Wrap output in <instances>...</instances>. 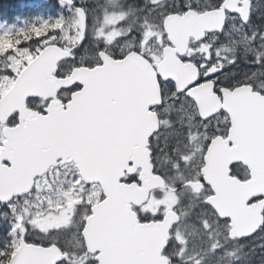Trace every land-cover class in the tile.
<instances>
[{
  "label": "water",
  "instance_id": "95a60500",
  "mask_svg": "<svg viewBox=\"0 0 264 264\" xmlns=\"http://www.w3.org/2000/svg\"><path fill=\"white\" fill-rule=\"evenodd\" d=\"M228 4L241 6L245 15L250 12L249 0H228ZM76 7L78 6L73 7V11L77 21L78 38L74 48L79 44L86 14L85 11L77 12ZM225 21L226 18L219 13L196 16L191 20L188 17L177 16L164 19L165 32L168 39L169 36L172 37L175 49L163 52L164 58L157 67L158 73L173 79L178 90L185 88L186 84L193 81L194 72L182 68L175 62L173 52H184L190 38L195 40L202 34L205 36L207 33L216 32L215 30L220 29L222 24L224 28ZM209 29L213 31L209 32ZM45 47L47 51L38 53L28 63L27 72H23V68L21 70L20 79L27 81L26 86L8 89L4 94L8 102L0 105V124L10 113L19 110L23 117L22 128L25 130L24 135L11 137L18 163L22 158L23 173L18 175L14 170L6 173L9 178L0 184V197L6 198L16 193L26 194L28 187L32 188L34 179L51 166H55L58 161L62 164L72 162L79 175L86 172L90 179L98 177L93 183H98L104 196L107 195L106 203L96 205L95 213L92 209L91 219L87 220L83 231L88 252L100 251L109 264L118 260H132L136 264H168V258L163 255V251L167 247L170 230L179 221L177 213L169 210L162 220L141 227L136 223L131 210L132 204L145 203L150 191L164 189L166 186L161 176L153 174L146 148L148 138L157 130L155 116L152 114L150 120L143 117L136 120L138 131L134 135L115 136L111 149L103 154H98L93 147L84 119L73 122L61 136H46L44 121L39 118L38 112L27 107L26 98L46 101L51 97L59 87V83L51 78V67L53 65L58 67L60 62L72 60L73 57L65 50L56 52L53 58L54 50ZM126 66V72L109 77H101L90 71L91 68L78 66L69 76V81L83 80L89 89H95L98 96L106 101L113 98L134 101L135 114H143L146 109L160 103L156 77L153 76V70L147 62L140 57L129 58ZM37 67L41 69L39 73L33 71ZM109 87L117 91L111 96L104 97L103 91ZM257 98L249 94L248 90L246 97L244 98L243 94L242 99L240 93L229 96L232 101V112L237 118V124L231 133L235 145L226 150L221 142L216 141L212 144L210 153L209 147L207 148L205 152L208 153L207 160L204 155V165L200 170L203 181L206 177L210 182L205 185L212 191L210 199L206 198L204 204L209 206L218 218L221 214L232 217V227L228 231L229 239L235 236L242 238L244 233L252 231L259 224V216L244 206L249 197L264 193V133L259 127L255 104ZM196 103L199 114L203 117L217 112V105L215 109L210 106L209 111L205 103L200 101ZM50 107L59 111L54 103ZM129 160L133 162V167L141 170L144 177L142 186L119 182V177L125 171L126 162ZM234 162L243 164L247 171L246 166H250L253 173L250 182L241 183L229 176V165ZM186 185L195 193L201 191L200 183L189 182ZM256 207L258 209L261 205L258 204ZM61 258L64 259V255L55 246L53 259L59 264Z\"/></svg>",
  "mask_w": 264,
  "mask_h": 264
},
{
  "label": "snow or ice",
  "instance_id": "6c2138e0",
  "mask_svg": "<svg viewBox=\"0 0 264 264\" xmlns=\"http://www.w3.org/2000/svg\"><path fill=\"white\" fill-rule=\"evenodd\" d=\"M76 2L77 0H57V3L61 7H64V4L67 3L70 9L75 7ZM198 3L199 0H196V3H193V0H172L170 4L153 3L150 11H156L157 9L167 11L171 8V11H168L167 15L164 16L165 20L169 19L171 16L188 17L191 20L196 16L215 13H219L227 18V14L232 13L240 19V27L242 29L251 26V13L249 12V14L245 15L241 10V6H229L228 0H211V2L205 6L203 12L198 10ZM75 10L79 13H84L83 8L76 7ZM141 11H143V9H141ZM45 24H47V22H45ZM52 27L58 32L63 25L58 21L56 24L52 25ZM86 29L87 16L85 14L84 26L80 34L78 46H83L86 43L84 38V31H86ZM208 31L211 32L213 30L209 29ZM215 31L217 33L223 32V24L220 29ZM28 32H35L36 38L40 40V46L36 49L37 53L47 51L45 47L47 45L54 50L52 53L53 58H55L56 52L65 50L71 53L73 58L75 57V48L61 49L56 44L51 43V41L56 39L55 34L51 35L48 39H41L39 30L35 26L28 30L18 29L15 33L10 30L0 36V41H11L13 36L19 38L14 41V44L8 43L6 48L0 49V56H6L10 62L5 74L0 77V80L7 82V85L0 83V90L4 89L6 86L9 90L13 88H23L27 84L26 80L20 79L22 75L20 69L23 68V72L28 71V63H30L32 59L31 54H29L26 61L15 60L18 67H12L11 62L14 60V56L10 55V53L18 52L21 45L28 42ZM129 33H131V29ZM247 35L248 33L245 32V37H247ZM251 35L252 45L254 46L256 40L260 39L262 41L260 47L264 48V31L254 30ZM45 36H48V33H45ZM132 38L138 39L139 42L136 46H129L130 50L127 55H124L122 50L121 56L116 57L114 55H108L105 49H98L97 55L100 58L99 62L94 68L89 70L96 72L101 77H109L126 72V61L131 57H140L141 59H145L146 62L155 58L153 56H148L141 48V46H143V48H150L155 39V35L147 39L143 36L139 38L133 36ZM218 38V35L214 37V39ZM68 39L71 40V36H69ZM159 46L167 52L170 46H174V41L172 37L169 36V44L164 45L163 41H161ZM187 47L189 54L185 56L184 53L181 52L177 62L190 65L196 71L197 75L191 83L178 92V95L182 94L187 96L196 88L205 85L210 86L211 94L218 104L215 115L219 116L226 126L225 131L220 132V122L218 121L216 131L219 134L209 137L211 141L209 144V153L211 152L212 144L217 140L223 141L229 148L233 146L234 141L231 133L237 124V118L232 112V101L229 99V96L233 93L244 94V90L248 89L249 94L258 97L255 104L258 110L259 127L261 132L264 133V86H257L253 83L248 78V73L246 71L243 72L242 76L238 75L237 71H230L231 68H238L240 71H243V66L239 64V59L237 57L222 59L218 54L214 55L215 44H207L203 34ZM201 47H205L206 51H199ZM23 51L27 52L28 49L25 48ZM248 62L247 60L245 61V63ZM250 62L259 65V68L255 71L264 69V53H256ZM58 63L59 61H57V64ZM217 65L220 66L217 67ZM33 71L39 73L41 69L37 67ZM50 71L52 80L58 82L59 87L56 88L51 97L46 99L45 106L37 113L39 118L44 121L45 135L52 137L61 136L73 122L84 119L89 139L96 152L98 154L105 153L112 146L115 135V123L118 118V106L100 98L96 90L89 89L83 80L72 79L69 81L71 73L76 71L74 64L71 68L66 65H60L59 67L53 65ZM255 71H253V75H255ZM152 74L154 77L163 80V82L170 87L174 83L173 79L159 74L155 67H153ZM260 75H264V71H260ZM221 77H223V79H221ZM245 80L248 82L245 83ZM116 91V89L109 87L104 89L102 95L108 97ZM7 102L8 99L5 97L3 91H0V105ZM35 102L34 98H26L27 104ZM53 103L58 106V112L50 107ZM22 119L21 113L19 110H16L10 113L9 116L4 119L3 123L0 124V184L9 178L6 176L9 170L16 171L18 175H22L23 173L22 158L18 163V157L14 152V145L11 140L13 135L25 134V130L22 128ZM201 119L206 125L208 118L201 117ZM207 156L208 153L205 154L206 160ZM246 167L248 171L245 178H242L241 174L245 173L246 169L240 167V165L235 162L229 165V174L231 177L237 179L238 182H250L253 173L250 166ZM95 179H98V177L90 179L86 172H82L76 179L70 181L72 185L70 191L75 192V186H80L79 192L77 193L79 197L77 203L83 202L88 204L93 209V213L96 211V204H93L90 199H85V186L92 184L94 187L93 181ZM119 181L139 187L143 185L144 177L141 174V170L133 167V162L129 160L126 162L124 174L119 177ZM197 183H200L201 190H203L205 183L210 184L206 177L203 183L199 180ZM27 191L31 194V186L28 187ZM88 195H90V192ZM20 197V193L9 195L6 198L0 197V264H49L50 261L51 264H57V261L53 259L55 245L45 247L39 242H30L27 239L33 220L31 214L26 216V210L21 208L19 204ZM106 202L107 195H105L103 201L99 200V198L97 199V203L103 204ZM258 204H260L261 207L257 209L256 206ZM244 206L259 216V224H257L252 231L244 233L242 238L235 236L230 237V239L236 240L237 242L241 239H258L261 241L258 246L264 249V193L249 197L245 201ZM140 207V204L135 205L132 215L138 225L146 227L152 221L147 219L149 213H144V216L141 217L139 212ZM151 215L155 216L157 214L153 213ZM87 219H91V217H87ZM219 221H226L227 226L229 228L232 227L231 216L221 214ZM205 223L209 228L211 227V224H208L207 221H205ZM92 260L93 264H109L104 255L98 250H93ZM59 264H64L62 258L59 260ZM111 264H136V262L132 260H118L111 262Z\"/></svg>",
  "mask_w": 264,
  "mask_h": 264
},
{
  "label": "rangeland",
  "instance_id": "374dc122",
  "mask_svg": "<svg viewBox=\"0 0 264 264\" xmlns=\"http://www.w3.org/2000/svg\"><path fill=\"white\" fill-rule=\"evenodd\" d=\"M145 1L150 2V4L169 2V0ZM255 1L256 16H264V0ZM125 2H128V0H77L76 4L84 9L88 19L87 41L75 58L64 65L71 68L73 64L78 67L90 62L95 56L94 45H113L120 53L122 50L123 53H128L129 46H136L139 42L138 39L132 37L139 38L143 36L144 30H155L156 25L162 21L170 9L167 11L162 9L150 11L151 6L148 7L146 14L140 16V20L134 18L135 22L137 21L140 24L138 27L135 26L134 29L137 34H133L132 31L129 33V30L120 26V23L127 19L129 12L133 11L121 9L118 4ZM210 2L211 0H199L198 10L204 11L205 6ZM170 3L172 2L168 4ZM193 3H196V0H193ZM20 21L11 24L0 22V36L10 30L15 33L16 28L21 24ZM238 30L239 27L235 28L232 20L227 33H230L229 31L238 33ZM127 35L130 39L124 40ZM69 36H71V40L68 39ZM77 38V21L74 16L73 19L68 20L66 28L61 29L60 41H62L64 47L68 48L70 45L76 44ZM54 42L55 40L51 41V43ZM2 44L3 41H0V49L6 48L2 47ZM260 44L261 42H258L255 46V51L261 52L264 50L260 47ZM25 48L21 47L18 52L10 53L14 56V60L11 62L12 67H18L15 60L26 61L29 54L33 55L32 50L29 48H26L28 51L24 52L23 49ZM150 48L156 50L154 42ZM9 63L6 56H0V77L5 74ZM0 83L7 85V82L2 80H0ZM7 90L8 87L6 86L0 91L5 94ZM42 104L40 105L43 106ZM35 107L40 106L37 104ZM35 107L33 108L35 109ZM171 108L173 109L174 106H171ZM167 121L172 124L176 119L168 118ZM189 124L187 122V125ZM198 150L196 148L194 152L183 155L181 161L173 163L171 167L163 168L167 187L153 196L149 207L151 214H158L167 209H172L180 216L178 224L171 233L170 246L167 251V256L170 258L169 264H235L234 262L238 264H264V250H261L262 248L258 246L261 241L250 239L242 245L236 240H229V227L226 221H219L215 213L204 204L202 196H197L184 188L183 183L193 176L198 164ZM74 179L76 177L71 169L57 171L53 185L39 186L34 194V200L19 201L21 208L26 210L25 215L31 214L33 220L27 239L49 244L53 241L60 242L64 238L65 241L76 244L80 216L77 214L76 217L70 218L69 213L66 211L68 202H77L79 199L77 195L80 189L79 185L75 186V192L70 191L72 188L70 181ZM39 192L40 196H38ZM89 192L90 195H88ZM95 198L96 191L93 188L85 190V199L93 201ZM154 201H160L161 207H155L153 205ZM205 221L211 224L210 228ZM75 255H77V252ZM64 264H93V261H64Z\"/></svg>",
  "mask_w": 264,
  "mask_h": 264
},
{
  "label": "flooded vegetation",
  "instance_id": "af4514ba",
  "mask_svg": "<svg viewBox=\"0 0 264 264\" xmlns=\"http://www.w3.org/2000/svg\"><path fill=\"white\" fill-rule=\"evenodd\" d=\"M249 1H250V13H251V26L250 27L246 29H242L240 27L241 22L239 18H237L235 15L227 14L223 32H220V33L214 32L210 34H205L204 38L207 44H215L214 55L218 54L222 59H231L233 57H237L239 59V64L243 66V71H240L238 68H231L230 71H237L238 75H241V76L243 75V72L246 71L248 73V78L253 83H255L257 86H264V75H260V71H264V69H260V71H255L256 69L259 68V65L250 62L256 53H264V50L260 52V51H255L254 49L255 46L258 44V42H262L260 39L256 40V43L254 46L251 43L252 42L251 33L254 30L264 31V16L257 17L255 14V2L256 1L255 0H249ZM169 2H172V0H169ZM118 5L121 7V9H124L126 11L133 10L129 12V14L127 15V19H125L123 22L120 23V26L121 28H125L127 30L131 29V31L134 34L135 26L138 27L140 24L137 21L135 22L134 18H137V20H140V16L146 14V10L148 9V7L152 5V3L150 4V2H147V1H143V2H130L129 1L125 3H119ZM141 9H143V11H141ZM168 11H171V8ZM163 20H164V17L162 21L156 25L155 30H144L143 37L145 39L155 35V39L153 42L156 45V50H152L151 48H143V46H141L142 50L145 51L148 56L155 57L151 59L150 61H147V64L150 66L152 70H153V67L157 69L158 65L162 62L164 58L163 56L164 50L163 48L159 46L161 41H163L164 45L169 44V39H168V36L163 26ZM232 20H233V26L235 28L239 27L238 33L233 32V31H229L230 33H227ZM87 30H88V19H87V29H86V33L84 37L85 41H87V36H86ZM245 32L248 33L247 37H245ZM217 35L219 36V38L214 39V37H216ZM127 39H130L128 35L124 38V40H127ZM193 41L194 39L190 38L187 46L191 45ZM73 47L74 45H70V47L68 48H73ZM93 48L95 51V56L93 60H91L90 62H86V64L84 65L89 68H94V66L99 62V57L97 55L98 49H105L108 55H114L116 57L121 56V53L118 50H116L113 45L111 46L110 45H100V46L94 45ZM75 49H76L75 51V56H76L82 50V46H77ZM169 49L174 50L175 47L170 46ZM199 51L204 52L206 51V48L201 47ZM183 53L185 56L189 54L188 47L185 48ZM173 54H174V57L173 55L172 57L175 60V62H177L181 52L175 51L173 52ZM124 55H127V53H124ZM143 60L146 62L145 59ZM246 60L249 62L245 63ZM180 65L182 68L184 69L188 68L191 72H194V76L192 78L194 80L197 75L196 71L190 65H187V64H180ZM219 66L220 65H217V67ZM253 71H255V75H253ZM221 79H223V77H221ZM156 82L159 87L160 103L153 108L146 109L143 114H135L134 101H130L129 99L113 98V99H109L106 101L108 103L117 105L118 110H119L118 118L115 123L114 137L134 135L138 131L135 121L139 120L141 117L150 120L149 118L153 114L157 120V130L152 134V136L148 138L147 147H146L149 152L150 163L153 168L152 170L153 174L161 176L165 180V183H166V178H165V175L163 174V170H164L163 168L171 167L173 163L180 162L183 155L188 154L190 152H194L196 148H198L199 150L197 151V153H199V160H198V164L196 166L195 172L193 176L189 177L186 180V182L183 183V186L184 188L188 189L195 195L202 196L205 200L212 194V191L207 185L204 184L203 190H201L199 193H195L192 190V188H190L186 184L189 182H197L198 180L201 183H203L200 170L204 165L203 158H204L205 152L207 148L209 147V144L211 143L209 137L219 134L216 131L218 121L220 122V132H224L226 126L221 120V118L215 115L216 113L209 115L207 117L208 120H207V124L205 125L204 121L201 119V117L203 116L199 114L196 101L205 103L209 111H211L210 106H212V108L215 109V106L216 105L218 106V104L215 98L212 96L210 86L208 85H205L200 88H196L189 95L185 96L182 94L178 95V92L180 90H178L177 85L175 83H173V85L170 87L158 77H156ZM244 82L247 83L248 81L245 80ZM181 85H184V84H181ZM247 90L248 89H245L244 98L246 97ZM192 94H193V97H192ZM242 96L243 94L242 95L240 94V99H242ZM34 100L36 101L35 105L38 104L40 107H35L34 109L33 107L28 106V104H27V107L30 110L39 112L40 109L45 106L46 101H43L40 99H34ZM40 104H42L43 106H41ZM171 106H174V108L172 109ZM168 118L172 120L175 118L176 121L173 122L172 124H169L167 121ZM187 122L190 124L187 125ZM148 126L150 127V124ZM217 141L221 142V144L224 145V148L226 150L230 149L224 144L223 141H220V140H217ZM234 145L235 143H233V146ZM110 149L111 147L108 150ZM162 163H163V166H162ZM238 164L240 165V167L245 168L243 164L241 163H238ZM65 169H71L73 171V175L76 178L79 175L74 163L66 162L62 164L61 161H58L55 166H51L50 168H48V170L45 173H43L41 176H37L34 179L33 184H32L31 194L26 193V194L21 195L19 201L28 200V199L34 200V194L38 190V187L42 185L44 186L45 184L53 185L56 172L63 171ZM246 176H247V169L245 173L241 174L242 178H245ZM122 184L128 185L127 183H122ZM91 188H93L96 191V198L92 201V203L98 205L100 203H97V199L99 198V200L103 201L105 199V196L98 183H94V187L92 184H88L85 186V190H89ZM161 190L162 189H154L149 192L146 202L141 204V207L139 209L141 217L144 216V213H149V215L147 216V219L152 222H157V221L162 220L164 214L167 211L172 210V209H167L166 211L162 213L159 212L155 216L151 215L149 207L152 203L153 196L156 195L157 193H160ZM38 196H40V192L38 193ZM153 205L157 208H160L161 202L154 201ZM134 207L135 205L132 204L131 205L132 211ZM52 211L54 212V210ZM66 211L69 213L70 218L76 217L77 214L80 216V220L78 222L79 230L77 232L76 244L69 243L65 241L64 238H62L60 242L53 241L52 243H49V244L45 242L46 246L55 245L64 255L63 261H93L92 260L93 253L88 252L86 248V244H85V239L83 237V231L85 229V226L88 220L87 217H91L92 208L86 203L82 204V203H77V202H68L66 204ZM179 220H180V216H179ZM176 225L174 227H176ZM174 227L172 228V230L174 229ZM172 230L170 231V238L168 241L167 248L164 251V254H166V256H167V251L170 246ZM238 242L240 243V241ZM76 252H77V255H75ZM167 258L170 261V258L168 256Z\"/></svg>",
  "mask_w": 264,
  "mask_h": 264
},
{
  "label": "trees",
  "instance_id": "16d2710c",
  "mask_svg": "<svg viewBox=\"0 0 264 264\" xmlns=\"http://www.w3.org/2000/svg\"><path fill=\"white\" fill-rule=\"evenodd\" d=\"M143 2L145 0H128V2ZM74 13L67 6L61 7L56 0H0V22L11 24L16 21H20L18 29L28 30L35 26L40 33L41 39L48 38L55 34L56 39L53 44L64 47L62 41H60V33L62 28H66L68 20L73 19ZM60 22L63 27L57 32L53 29L52 25ZM47 22V24H45ZM48 33V36H45ZM29 40L27 43L21 45L22 48L26 47L32 50L33 57L37 54L36 47H39L40 40L36 38L35 32H28ZM19 38L12 37L11 41H3L2 47H7L8 43H13ZM65 63H61L64 65ZM31 107H35V103L30 104ZM30 242H38L36 240L28 239ZM46 245V243H41ZM240 244H246V241L240 242ZM264 250V249H261ZM238 264L237 262H234Z\"/></svg>",
  "mask_w": 264,
  "mask_h": 264
}]
</instances>
